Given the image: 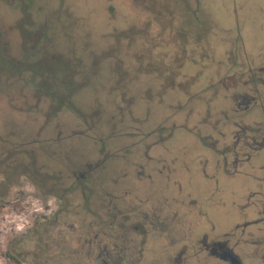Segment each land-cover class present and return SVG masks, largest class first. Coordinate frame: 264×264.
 <instances>
[{
  "label": "rangeland",
  "instance_id": "rangeland-1",
  "mask_svg": "<svg viewBox=\"0 0 264 264\" xmlns=\"http://www.w3.org/2000/svg\"><path fill=\"white\" fill-rule=\"evenodd\" d=\"M184 1L0 0V264H264V0Z\"/></svg>",
  "mask_w": 264,
  "mask_h": 264
},
{
  "label": "flooded vegetation",
  "instance_id": "flooded-vegetation-1",
  "mask_svg": "<svg viewBox=\"0 0 264 264\" xmlns=\"http://www.w3.org/2000/svg\"><path fill=\"white\" fill-rule=\"evenodd\" d=\"M179 1H181V0H179ZM184 1V0H183ZM189 0H187V2L186 3H188L189 4ZM184 3H185V1H184ZM185 3V4H186ZM183 6H186V5H183ZM191 7V5L189 4V6H186V8L185 9H176V10H173V9H170V11H167V14H163V16H165V17H168V19L170 20V19H172L174 16H179V14L182 12H188V11H192L193 10V8L191 9L190 8ZM263 59H264V52H263V50L258 54V62H257V64L256 65H250V71H251V83H252V86H254V87H256V86H261V87H263L264 88V66L263 65H260V64H262V62H263ZM250 64V63H249ZM248 75V74H247ZM250 75V74H249ZM248 75V76H249ZM155 202H158V201H152V202H150L149 204H151V203H155ZM145 205H148V204H145ZM159 207H162L163 208V205H160ZM159 216H161L160 214L158 215V212L156 213V216L154 217V218H157V217H159ZM125 218V217H124ZM150 218H152V217H150ZM160 218V217H159ZM126 219V221H129L128 219H127V217L125 218ZM162 220H161V218H160V222H161ZM155 222V224H153L152 222H151V220L149 219V223L153 226V227H155V225H157V223L156 222H158L157 220L156 221H154ZM164 224L163 225H165L166 227H165V231H161L162 233L161 234H163V233H165V236H159V238H162V240L163 241H165L166 243L164 244V246L166 245V244H168V243H175L176 241H177V239H171L169 236H168V234H166L167 233V230L169 231L170 229L169 228H171V230H172V228L173 227H177L179 224L181 225V227H180V229L181 230H183V227L184 226H182V224L184 223V225H185V222L183 221V222H181V221H178V219H176L175 217L171 220L170 219V222L169 221H167V222H163ZM110 228H111V230H110ZM114 229V222L113 221H111L110 223H109V230H110V232H112V230ZM164 229V228H163ZM135 230V229H134ZM129 232V231H128ZM134 232H132L131 231V233H130V235L131 234H133ZM201 235V234H200ZM203 235V234H202ZM204 237H202L201 238V240H199L200 241V243L203 245L201 248H199V249H201L200 250V254L201 253H205V258H206V262L207 263H210V262H212V259L213 260H218V259H225L226 260V262L227 263H229V264H240V262H239V260H238V258H239V256L238 255H236L235 254V252L233 251V249L231 248V247H229V246H227V241H225V239H223V240H221V239H219V238H216V239H218V240H215L214 242H212V243H206V234H204L203 235ZM134 238V237H133ZM122 239V238H121ZM146 239H148V238H146ZM146 239H145V241H146ZM130 241V249H133V251H135V252H133V253H136V248H138V247H142V245L144 244H141L140 243V246H138V247H133L132 246V243H133V241H136L135 240V238L133 239V240H129ZM110 242V241H109ZM99 246V245H98ZM111 242H110V245H109V249L107 248V247H105L104 245L101 247V251H100V249L96 246V248H94V249H91V252L96 256V257H98V256H101L102 255V250L103 251H106L107 250V252H106V259H101L102 260V262L103 263H105V264H112V262H113V260L111 261V259H112V255L110 254V252H112V249H111ZM234 246L236 247L237 245L236 244H234ZM183 248V247H182ZM170 250V249H169ZM172 251V250H171ZM172 252H176V255L174 256V264H176V260L180 257L181 258V262H179L178 264H183V262H185V264H187V260L185 259L186 257H184L183 256V251H181L180 250V248L178 249V250H174V251H172ZM113 253V252H112ZM115 254V253H114ZM117 254V253H116ZM199 254V255H200ZM198 254H194V255H192V256H199ZM110 259V260H109ZM123 263V262H122Z\"/></svg>",
  "mask_w": 264,
  "mask_h": 264
},
{
  "label": "crops",
  "instance_id": "crops-1",
  "mask_svg": "<svg viewBox=\"0 0 264 264\" xmlns=\"http://www.w3.org/2000/svg\"><path fill=\"white\" fill-rule=\"evenodd\" d=\"M5 44H4L5 51L9 53L10 51L6 49ZM9 45L11 46V49H13L15 46H19V41L18 42L10 41ZM18 71L20 70L11 69L9 72L3 71L5 73L4 76L8 75L10 77L12 84L10 86V89L7 87V84L5 82L6 79L1 84V86L4 87L6 90L4 91V93L0 94V125L8 121L18 120V113L20 112V109L13 106V96H14L13 91H15V87H16L15 82L17 81Z\"/></svg>",
  "mask_w": 264,
  "mask_h": 264
},
{
  "label": "trees",
  "instance_id": "trees-1",
  "mask_svg": "<svg viewBox=\"0 0 264 264\" xmlns=\"http://www.w3.org/2000/svg\"><path fill=\"white\" fill-rule=\"evenodd\" d=\"M6 256L8 259L12 260L14 263L22 264V261L20 260V258L15 253H13L11 251H7Z\"/></svg>",
  "mask_w": 264,
  "mask_h": 264
}]
</instances>
